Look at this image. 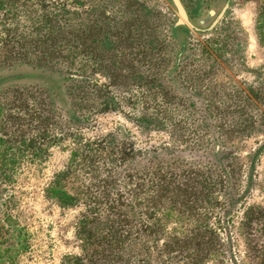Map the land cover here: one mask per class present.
Instances as JSON below:
<instances>
[{
  "label": "rangeland",
  "instance_id": "obj_1",
  "mask_svg": "<svg viewBox=\"0 0 264 264\" xmlns=\"http://www.w3.org/2000/svg\"><path fill=\"white\" fill-rule=\"evenodd\" d=\"M178 1L185 16L173 0H0V23H33L44 14L76 23L86 56V72L78 83L86 93L75 100L77 87L60 72L22 63L0 68V118L8 131L19 128L30 139L20 147L33 151L18 161L0 200L8 199L3 210L23 228L26 248L10 250L0 264H70L68 256L81 254L75 233L83 205L60 207L47 192L55 174L67 167L72 150L110 144L117 158L120 149L126 151L122 162L130 164L174 147L186 155L194 143V148L210 149L209 128L221 131L238 195L232 213L217 209L208 220H222L226 230L224 264H264V41L256 27L264 0ZM183 42V68L171 77L193 87L195 103L171 99L183 107L177 131L147 127L144 118L164 101L167 68ZM206 43L216 49L208 59L201 54ZM36 88L46 92L38 95ZM34 101L53 112L71 114L77 108L76 121L58 120L53 131H34ZM72 102L79 104L72 109ZM10 115L16 118L7 120ZM114 136L122 142H111ZM38 147L48 151L42 159H34ZM114 174L112 168L109 176L100 173L110 182L106 194L115 191ZM130 216L136 218L133 212ZM175 226L170 223L167 229ZM185 227L186 222L177 223L179 231Z\"/></svg>",
  "mask_w": 264,
  "mask_h": 264
},
{
  "label": "trees",
  "instance_id": "obj_2",
  "mask_svg": "<svg viewBox=\"0 0 264 264\" xmlns=\"http://www.w3.org/2000/svg\"><path fill=\"white\" fill-rule=\"evenodd\" d=\"M43 16L28 24L0 23V68L22 63L33 65L34 69L60 72L66 81L72 80L77 87L76 92L73 90L76 95L72 96L75 100L82 92L86 93L78 84L86 72L82 32L76 23L54 21L47 14ZM256 27L258 37L264 41V7ZM179 46L167 68L169 87L165 99L144 118L147 127L177 131L182 124L179 117L183 107L171 99L195 103L193 87L171 77V74L181 73L183 68L187 46L184 42ZM213 51L216 49L211 45H202L204 59L211 57ZM37 90L38 95L46 92ZM169 92L174 97H170ZM35 103L41 102L34 101V131H53L58 120L76 121L77 108L71 114L68 110L53 112L46 104L41 109L42 104ZM77 104L72 102L70 107L73 109ZM14 118L16 116L10 115L6 119ZM209 130L205 135L212 142L210 149L194 148L197 145L194 143L186 155L181 154L182 148L174 147L130 164H127L128 159L122 162V155H128L126 151L120 149L117 158L111 153L110 144L92 143L82 150H72L67 167L56 173L47 186L49 197L60 207L79 203L84 207L75 233L81 241L82 252L68 256L70 264H224L222 233L226 230L222 220L213 223L208 220L217 209L232 213L238 195L220 141L221 131L215 134L211 128ZM17 131H20L17 127L8 131L0 118V200L14 180L18 161L33 152L27 151L28 145L20 147L30 139ZM172 139L179 140L175 133ZM112 141L122 142L116 136ZM47 153L46 148H34V159H42ZM169 156L173 159L168 160ZM111 168L115 169L113 195L106 194L110 182L105 176L100 177L101 171L109 176ZM7 202L8 199L0 201V245H4L0 257L6 254L9 258L10 250L23 251L28 239L23 228L4 212ZM131 212L136 218L130 216ZM249 212L246 217L252 224ZM180 221L188 224L181 231L177 229ZM170 223L176 226L167 229Z\"/></svg>",
  "mask_w": 264,
  "mask_h": 264
},
{
  "label": "water",
  "instance_id": "obj_3",
  "mask_svg": "<svg viewBox=\"0 0 264 264\" xmlns=\"http://www.w3.org/2000/svg\"><path fill=\"white\" fill-rule=\"evenodd\" d=\"M173 1H174L175 5H176L178 11L180 12V14L183 15V16H185L184 15V11H183L182 7L180 6L179 1L178 0H173Z\"/></svg>",
  "mask_w": 264,
  "mask_h": 264
}]
</instances>
